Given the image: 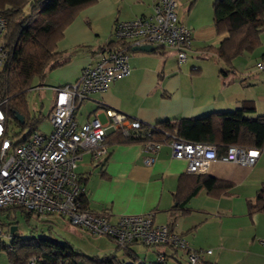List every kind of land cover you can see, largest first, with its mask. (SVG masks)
I'll list each match as a JSON object with an SVG mask.
<instances>
[{
	"label": "crops",
	"instance_id": "crops-1",
	"mask_svg": "<svg viewBox=\"0 0 264 264\" xmlns=\"http://www.w3.org/2000/svg\"><path fill=\"white\" fill-rule=\"evenodd\" d=\"M214 1L179 0L178 18L192 33L186 61L179 63L176 52L167 47L153 51L131 48L130 75L112 82L105 91L91 93L78 108L77 120L83 123L97 116L107 123L106 110L114 109L143 124L156 125L167 119L234 111L244 104L254 106L251 116L264 115V73L257 69L264 57V32L260 46L236 57L234 69L222 74L225 64L213 49L228 33H218L216 29ZM154 2L97 0L83 9L58 43L70 61L48 74L50 89L54 92L57 86L75 82L113 39L116 23L152 13ZM113 132L109 131L107 137ZM108 149L100 163H94L89 152H83L78 159L77 172L86 185L85 202L90 210L107 213L114 221L123 214L152 212L157 224L172 225L188 239L192 249L212 250L199 264H264V211L248 210V202L255 201L264 184V149H258L259 155L251 166L217 159L206 173H196L212 176L229 187L212 192L203 187L182 208L175 207V193L180 176L191 172L187 171L186 159L172 156L168 143L154 154L150 165L143 160L150 153L140 143H108ZM89 235L95 252L84 253L118 255L120 249L114 239ZM129 248L143 262H156L159 254H164V264H188L185 252L168 245L148 247L136 242ZM0 264L16 263L2 258Z\"/></svg>",
	"mask_w": 264,
	"mask_h": 264
},
{
	"label": "built area",
	"instance_id": "built-area-1",
	"mask_svg": "<svg viewBox=\"0 0 264 264\" xmlns=\"http://www.w3.org/2000/svg\"><path fill=\"white\" fill-rule=\"evenodd\" d=\"M179 5V0H155L152 13L118 21L113 36L127 42V46L101 53L95 64L85 67L75 82L54 88L49 132L37 129L24 141L11 140L6 99L0 98V208H22L40 219L57 215L93 236L112 238L123 248L136 242L148 247L168 245L185 252L188 264H199L206 254L212 253L210 249H192L186 237L169 224H157L152 212L123 214L115 221L107 213L93 212L83 203L87 188L77 172L83 152H89L94 163H100L108 154L109 131L138 130L142 125L140 120L114 109L106 110L107 123L97 116L83 123L76 118L78 108L91 93L105 91L113 81L130 75L128 49L147 44L174 50L179 63L188 58L192 33L178 18ZM6 27L7 22L0 15V70L7 56ZM257 69L264 73V57L257 63ZM165 143L171 147L173 157L188 161L187 171L191 173H206L217 159L251 166L259 155L256 148L232 144L218 157L214 145L173 135L164 143L153 140L142 143L144 151L150 153L143 159L145 164L154 162V154ZM4 235L10 236L9 231L4 232L0 225V242ZM40 260L35 256L28 264H39ZM157 262L164 264L165 255L159 254Z\"/></svg>",
	"mask_w": 264,
	"mask_h": 264
},
{
	"label": "trees",
	"instance_id": "trees-1",
	"mask_svg": "<svg viewBox=\"0 0 264 264\" xmlns=\"http://www.w3.org/2000/svg\"><path fill=\"white\" fill-rule=\"evenodd\" d=\"M96 2L97 0H0V15L7 22L4 36L7 56L0 70V98L6 99L8 121L12 118L21 127H25L31 120L26 100L28 90L36 82L41 86L45 85L44 82L53 69L70 61V57L64 55L65 51L59 49L58 43L77 15ZM213 13L218 33H228L219 47L213 49L225 64V69L221 71L223 74L234 69L233 60L236 57L260 46L264 32V0H215ZM123 46H127V42L118 41L113 36L99 56ZM131 48L133 47L128 52ZM254 111V106L244 104L234 111H215L204 117L167 119L156 125L142 123L138 130L117 129L106 137V141L110 144H142L148 140L164 143L176 135L186 141L214 145L218 157H222L232 144L263 150L264 115L251 116L250 113ZM16 113L24 116L23 123L15 117ZM37 129V126L33 128L22 141ZM203 187L212 192L218 188L226 189L229 184L205 174H182L175 193V207L182 208ZM86 199L84 195V205ZM248 210L250 213L264 211V184L255 201L248 202ZM25 213L27 216L32 215L26 210ZM131 244L125 248L118 246L131 259L132 262L128 264H146L131 254ZM0 249L6 251L8 260L16 264H28L35 256L41 258L39 264H127L115 253L105 256L88 255L69 242L49 235L22 237L17 234L11 237L9 244L1 241ZM152 263L158 264L157 261Z\"/></svg>",
	"mask_w": 264,
	"mask_h": 264
},
{
	"label": "rangeland",
	"instance_id": "rangeland-1",
	"mask_svg": "<svg viewBox=\"0 0 264 264\" xmlns=\"http://www.w3.org/2000/svg\"><path fill=\"white\" fill-rule=\"evenodd\" d=\"M49 83L50 81L48 75L46 81L44 82L45 85L41 86L39 85V82H36L35 85L28 90L26 100L31 120L27 122L25 127H21L14 119L9 118L8 137L14 142L22 141V139H24L36 126L42 132L50 131L51 127L47 115L50 112L55 97L53 90L50 89L51 87H49V85H47ZM46 220L47 221L41 220L35 214L27 216L25 210L21 208H0V225L4 229V232L9 231L10 226L16 224L18 226V234L22 237H40L49 235L60 241L69 242L78 250L90 254L95 252V249L91 246L93 237L89 235L90 233L87 234L86 230L69 225L64 218L57 215L48 216ZM10 239L11 237L9 235H4L2 241L9 244ZM142 249L145 250L146 248ZM117 251H119L117 254L122 256V259H124L127 264L132 262L129 257L123 256V251L121 249ZM144 254L145 253L143 251L140 253L142 258L144 257ZM99 255H103V253H99ZM2 258L8 259L6 251L4 250H0V259Z\"/></svg>",
	"mask_w": 264,
	"mask_h": 264
},
{
	"label": "water",
	"instance_id": "water-1",
	"mask_svg": "<svg viewBox=\"0 0 264 264\" xmlns=\"http://www.w3.org/2000/svg\"><path fill=\"white\" fill-rule=\"evenodd\" d=\"M133 50H142V51H153L155 50V47L152 46V45H141V46H134L132 48ZM15 117L21 122L23 123L25 121V118L22 114L20 113H16ZM18 226L15 224L11 225L10 228H9V234H10V237H13L15 235L18 234Z\"/></svg>",
	"mask_w": 264,
	"mask_h": 264
}]
</instances>
